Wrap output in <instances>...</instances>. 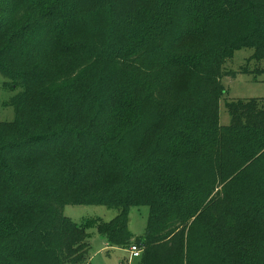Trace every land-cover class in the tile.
Instances as JSON below:
<instances>
[{
    "label": "trees",
    "instance_id": "16d2710c",
    "mask_svg": "<svg viewBox=\"0 0 264 264\" xmlns=\"http://www.w3.org/2000/svg\"><path fill=\"white\" fill-rule=\"evenodd\" d=\"M242 48L264 60V0H0V264H88L67 204L117 208L96 228L140 264H264V104L220 123Z\"/></svg>",
    "mask_w": 264,
    "mask_h": 264
},
{
    "label": "rangeland",
    "instance_id": "374dc122",
    "mask_svg": "<svg viewBox=\"0 0 264 264\" xmlns=\"http://www.w3.org/2000/svg\"><path fill=\"white\" fill-rule=\"evenodd\" d=\"M54 1V0H53ZM254 48H242L235 52L227 61L225 69L228 71H240L235 76H224L222 82L226 92L220 100V123L229 125L231 116L227 109V103L238 100H262L264 104V60L254 57ZM11 80L0 73V121L12 122L15 119V108L10 104V99L16 96L20 87L6 86ZM149 206H131L129 230L134 237L143 236L146 232L149 218ZM62 212L67 217L79 224L87 225V234L90 241L88 264H140L136 259L129 261L127 248L110 245L96 228L97 221L109 222L115 218L119 210L104 204L63 206Z\"/></svg>",
    "mask_w": 264,
    "mask_h": 264
},
{
    "label": "built area",
    "instance_id": "2783aa9c",
    "mask_svg": "<svg viewBox=\"0 0 264 264\" xmlns=\"http://www.w3.org/2000/svg\"><path fill=\"white\" fill-rule=\"evenodd\" d=\"M127 251L129 253V259L128 260L133 261L134 259L141 256L143 248L136 245V244H132L129 248H127ZM121 264H124V262L122 261Z\"/></svg>",
    "mask_w": 264,
    "mask_h": 264
}]
</instances>
